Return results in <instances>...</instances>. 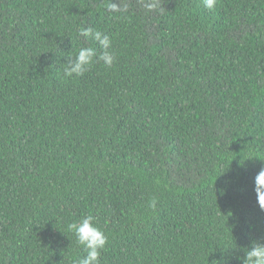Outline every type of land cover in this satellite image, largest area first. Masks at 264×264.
Returning <instances> with one entry per match:
<instances>
[{"label":"trees","instance_id":"16d2710c","mask_svg":"<svg viewBox=\"0 0 264 264\" xmlns=\"http://www.w3.org/2000/svg\"><path fill=\"white\" fill-rule=\"evenodd\" d=\"M126 2L0 0V264H78L88 215L100 264H242L264 241V0ZM87 27L115 61L67 77L101 51Z\"/></svg>","mask_w":264,"mask_h":264},{"label":"clouds","instance_id":"9594fccd","mask_svg":"<svg viewBox=\"0 0 264 264\" xmlns=\"http://www.w3.org/2000/svg\"><path fill=\"white\" fill-rule=\"evenodd\" d=\"M216 3L217 0H203L204 7L209 10L214 9ZM105 6L109 11L128 12L126 0H107ZM144 7L149 12L162 10L160 0H144ZM79 34L89 40L98 42L101 51L98 54L93 47L79 48L75 57L70 58L66 63L64 73L67 77L82 76L94 60L103 62L107 67L113 65L115 56L110 50L112 43L108 35L92 27L81 28ZM255 192L258 205L261 210H264V168L255 177ZM156 205L157 199L152 198L148 206L155 211ZM68 229L75 234L78 245L83 246L86 252V255L78 260V264H100L101 253L108 243V238L94 224V217L92 215L82 217L79 221L69 224ZM241 260L242 264H264V241L253 240L251 245L245 249ZM224 264H228V262L224 261Z\"/></svg>","mask_w":264,"mask_h":264}]
</instances>
